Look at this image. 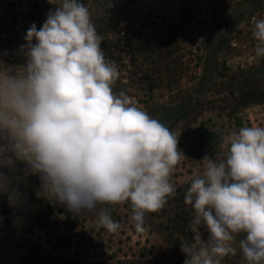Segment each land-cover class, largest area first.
Here are the masks:
<instances>
[{
	"label": "clouds",
	"instance_id": "1",
	"mask_svg": "<svg viewBox=\"0 0 264 264\" xmlns=\"http://www.w3.org/2000/svg\"><path fill=\"white\" fill-rule=\"evenodd\" d=\"M49 3L42 27L27 30L26 63L0 71V196L17 202L13 181L23 164L45 198L74 216L94 215L114 233L121 225L112 210L129 203L143 232L146 216L176 193L170 177L185 158L178 138L125 91H113L119 71L88 7ZM251 35L254 56L264 59V18H253ZM219 147L222 158L206 155L185 194L194 217L191 239L180 242L184 264H222L238 249L245 264H264V127L229 132Z\"/></svg>",
	"mask_w": 264,
	"mask_h": 264
},
{
	"label": "rangeland",
	"instance_id": "2",
	"mask_svg": "<svg viewBox=\"0 0 264 264\" xmlns=\"http://www.w3.org/2000/svg\"><path fill=\"white\" fill-rule=\"evenodd\" d=\"M80 2L105 37L101 48L106 58L117 65L113 91H125L178 138L185 158L170 177L176 193L160 211L146 216L143 232L130 221L129 203L114 206L112 217L121 227L110 233L97 226L94 215L74 216L46 199L39 177L25 175V166L17 164V202L10 205L7 196H0V264H184L180 242L191 239L194 217L184 198L202 171L200 161L206 155L222 158L221 137L247 126V106L264 105V68L241 69L228 36L241 29L238 43L251 42L248 33L242 34L250 17L264 12V0H203V10L181 33L150 29L152 0ZM53 10L49 0H0V71H12L8 55L13 43L27 48L15 33L17 17L27 16L30 27L39 30ZM123 22H128V37L121 40ZM192 35L200 43L196 53L190 50ZM222 264L245 261L238 249Z\"/></svg>",
	"mask_w": 264,
	"mask_h": 264
},
{
	"label": "built area",
	"instance_id": "3",
	"mask_svg": "<svg viewBox=\"0 0 264 264\" xmlns=\"http://www.w3.org/2000/svg\"><path fill=\"white\" fill-rule=\"evenodd\" d=\"M203 0H152V6L148 13L149 27L153 32L161 33L163 31H173L179 32L187 31V27L192 18L195 17L199 11L203 10ZM25 13V12H24ZM24 18L17 17L15 22V33L17 39L21 43H26L25 36L27 30L30 28L29 22ZM253 18H264L263 13H257L250 17L248 21V26L244 30V34H249L251 42H239L238 35L239 30L236 29L234 32L229 33L228 36L233 38L232 46L238 51V62L241 69L244 70H258L264 68V59L257 58L253 54V44L252 39V26ZM128 22L122 23V31L118 33V38L124 40L128 37L126 30V25ZM228 33V32H227ZM191 36V46L190 50L196 53V47L200 43ZM112 39V38H110ZM236 42L238 44H236ZM194 44V45H193ZM11 52L8 55V65L12 66V71L26 63L25 49L20 44H12Z\"/></svg>",
	"mask_w": 264,
	"mask_h": 264
},
{
	"label": "crops",
	"instance_id": "4",
	"mask_svg": "<svg viewBox=\"0 0 264 264\" xmlns=\"http://www.w3.org/2000/svg\"><path fill=\"white\" fill-rule=\"evenodd\" d=\"M245 113L246 116L244 118L247 120L246 123L247 126L264 127V105H259V104L249 105L247 106ZM246 120H244V123L246 122Z\"/></svg>",
	"mask_w": 264,
	"mask_h": 264
}]
</instances>
